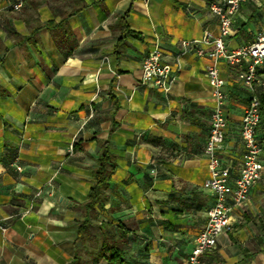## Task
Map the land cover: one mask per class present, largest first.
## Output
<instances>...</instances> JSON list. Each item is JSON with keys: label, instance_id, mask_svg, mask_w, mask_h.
Returning a JSON list of instances; mask_svg holds the SVG:
<instances>
[{"label": "crops", "instance_id": "0c3cea01", "mask_svg": "<svg viewBox=\"0 0 264 264\" xmlns=\"http://www.w3.org/2000/svg\"><path fill=\"white\" fill-rule=\"evenodd\" d=\"M211 1L0 0V264L73 260L105 147L112 177L98 220L132 230L125 264H185L214 203L204 153L214 100L212 59L182 41L219 34ZM261 29L264 0H248L226 44H249ZM156 43L174 68L167 88L142 81ZM219 66L228 95L221 154L237 173L252 92L240 65ZM258 137L264 164V118ZM203 262L264 264V172Z\"/></svg>", "mask_w": 264, "mask_h": 264}, {"label": "built area", "instance_id": "2783aa9c", "mask_svg": "<svg viewBox=\"0 0 264 264\" xmlns=\"http://www.w3.org/2000/svg\"><path fill=\"white\" fill-rule=\"evenodd\" d=\"M246 1L248 0H212L210 11L218 17L219 34L214 35L206 31L200 39L182 41L185 48H196L198 55H206L212 59L206 73L214 100L209 136L204 147L211 173L208 186L214 195V203L208 210L207 222L195 239L185 264H204L203 255L217 247L219 236L230 223L232 207L248 200L251 188L262 178L264 172L263 144L258 137L261 99L256 91L258 67L264 63V29L257 33L251 43L236 48L228 47L225 40L231 34L236 17ZM20 6L21 2L15 4L16 8ZM204 45L211 47L206 50ZM222 58L241 66L238 80L252 92L242 117L244 153L237 173L233 172L231 164L226 162L221 154L228 126L227 81L222 77L219 66ZM173 70L172 64L163 59L160 44L156 43L143 61L142 81L167 88Z\"/></svg>", "mask_w": 264, "mask_h": 264}, {"label": "trees", "instance_id": "16d2710c", "mask_svg": "<svg viewBox=\"0 0 264 264\" xmlns=\"http://www.w3.org/2000/svg\"><path fill=\"white\" fill-rule=\"evenodd\" d=\"M125 19V16H122ZM42 25V24H41ZM46 25L50 26L51 23ZM125 27L127 25L125 24ZM127 32L132 33L130 29ZM261 117L264 118V91L260 95ZM112 154L105 147L99 157V165L94 171V182L89 191V198L85 204L87 214L78 223V244L73 260L69 264H125L127 262L126 249L132 240L131 229L120 220H98L105 208V190L112 177L110 161ZM97 230L92 231V226ZM87 253L91 260L85 259Z\"/></svg>", "mask_w": 264, "mask_h": 264}, {"label": "rangeland", "instance_id": "374dc122", "mask_svg": "<svg viewBox=\"0 0 264 264\" xmlns=\"http://www.w3.org/2000/svg\"><path fill=\"white\" fill-rule=\"evenodd\" d=\"M97 230V227L94 225L92 226V231L95 232ZM85 259L91 260L87 253L84 252L83 254Z\"/></svg>", "mask_w": 264, "mask_h": 264}]
</instances>
